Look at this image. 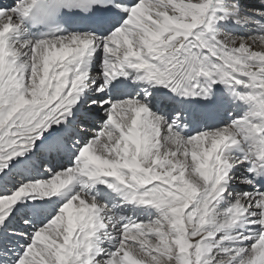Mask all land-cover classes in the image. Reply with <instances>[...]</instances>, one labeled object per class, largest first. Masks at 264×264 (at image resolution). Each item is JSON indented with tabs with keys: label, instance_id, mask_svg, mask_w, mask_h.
I'll use <instances>...</instances> for the list:
<instances>
[{
	"label": "snow or ice",
	"instance_id": "6c2138e0",
	"mask_svg": "<svg viewBox=\"0 0 264 264\" xmlns=\"http://www.w3.org/2000/svg\"><path fill=\"white\" fill-rule=\"evenodd\" d=\"M0 264H264V0H0Z\"/></svg>",
	"mask_w": 264,
	"mask_h": 264
}]
</instances>
